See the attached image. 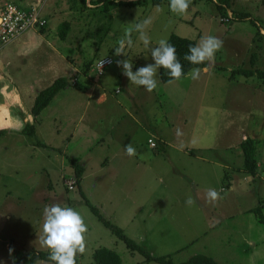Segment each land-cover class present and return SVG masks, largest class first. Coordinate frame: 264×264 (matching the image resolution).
<instances>
[{"label": "rangeland", "instance_id": "374dc122", "mask_svg": "<svg viewBox=\"0 0 264 264\" xmlns=\"http://www.w3.org/2000/svg\"><path fill=\"white\" fill-rule=\"evenodd\" d=\"M230 1L227 17H221L215 5L199 0H191L184 15L170 12L169 0L112 5L107 12L89 0L86 8L73 0H0V8L40 3L47 21L43 34L21 37L33 35L32 44L15 42L0 52V264H13L10 248L48 252L39 236L44 207L55 203L76 209L87 224L78 264H94L99 248L116 252L121 264H158L131 252L86 201L153 257L169 256L175 264L196 255L219 264H264V227L252 212L260 206L264 216V83L230 78L233 69L251 68L253 53L255 67L264 70V0ZM231 11L246 18L229 21ZM146 19L150 47L171 34L196 44L208 35L222 40L210 70L197 80L188 74L167 84L158 69L156 99H149L116 63L128 59L133 72L154 64L138 33H132L134 46L124 49L125 56L114 54L126 29ZM63 22L70 28L62 39ZM19 43L24 50L15 53ZM106 56L113 63L97 76L93 64ZM59 77L69 86L34 119L33 97ZM26 124L34 125V136L21 133ZM149 137L156 148L149 147ZM246 138L256 141L255 177L242 168L239 143ZM129 143L151 164H124ZM71 161L84 169L73 190ZM228 162L230 168H223ZM209 188L220 193L215 204L206 200Z\"/></svg>", "mask_w": 264, "mask_h": 264}, {"label": "clouds", "instance_id": "9594fccd", "mask_svg": "<svg viewBox=\"0 0 264 264\" xmlns=\"http://www.w3.org/2000/svg\"><path fill=\"white\" fill-rule=\"evenodd\" d=\"M87 3V0H86ZM191 0H169V11L184 15L189 10ZM158 11H163L160 5L156 6ZM150 23L149 20H144L141 23L131 24L126 29L124 36L118 41L116 47V56H125L124 49L132 48L134 42L132 33H138V39L143 46L151 53V58L154 64L138 68L135 72L132 71L133 64L128 59L117 60V66L123 70V75L127 79L137 85L143 87L147 92H152L156 89L158 80V69L167 71L172 80H179L183 75V65L176 55L175 47L166 39H160L157 46L150 47L151 38L146 33V28ZM223 46V41L219 38L208 35L202 37L198 44L189 46L188 54L184 59L193 65H202L208 62L205 67H195L190 70L189 75L193 80L200 78L201 72L207 73L212 67L215 53ZM110 61H106L105 57L98 61L100 69L103 65ZM125 154L128 156L137 155L135 147L131 143L124 146ZM220 199V193L209 188L206 190V200L209 203L215 204ZM186 205L191 207L195 204V200L189 196ZM88 231L84 217L79 211L69 206H62L59 203L48 205L43 210V226L39 236L40 244L48 251L46 261L37 260L36 264H76L78 254H83L86 251V233ZM12 249H9L11 255Z\"/></svg>", "mask_w": 264, "mask_h": 264}, {"label": "trees", "instance_id": "16d2710c", "mask_svg": "<svg viewBox=\"0 0 264 264\" xmlns=\"http://www.w3.org/2000/svg\"><path fill=\"white\" fill-rule=\"evenodd\" d=\"M148 0H134V1H124V0H89V4L92 5V7L100 8L102 9V12H107L109 10V7L112 5H126V6H134V5H142V3H145ZM154 2V4H160L163 3L164 0H151ZM199 1H205L206 3H211L215 5V7L221 12V17H227L228 11L230 10V0H199ZM76 4H80L81 6L85 7L87 6L86 0H73V5L76 6ZM79 5V6H80ZM245 19L246 16H239L231 11V16L228 19L231 21V19ZM257 22L255 20H252V24L257 27ZM70 28V24L68 22H63L60 25V32L59 37L65 38L68 30ZM258 28V27H257ZM259 29V28H258ZM43 29H40V32H42ZM168 42L172 44L176 49V55L178 59L180 60L181 64L183 65V71L184 75L180 78L186 77L192 68L200 67L203 68L206 65H193L186 61L184 59V56L188 54L189 46L196 45L195 41L182 38L177 36L176 34H171L168 37ZM257 60V55L253 53L250 56V65L251 68H243L238 67L236 69H233L230 73V78H234L236 75H241L244 78H252L255 77L262 83H264V70L256 68L255 63ZM89 65H87V68ZM159 78L162 83H169L175 80H172L167 71L163 69H159ZM68 84V80L65 77H59L54 82L48 86L47 88L41 90L36 95L33 105L31 107V115L34 117H38L40 113L49 106L50 102L53 100V98L62 90H64ZM5 133L3 130H0V134ZM22 134L28 135V136H34L35 135V127L34 125L26 124L22 131ZM42 146V145H41ZM46 146V145H45ZM242 158H243V171L252 177H255L258 171V161L256 160V141L250 138H246L242 140L239 143ZM44 147V145H43ZM71 166L74 169V175L76 179V186L79 185L80 179L83 175L84 169L81 165H78L76 162L71 161ZM87 206L90 208L91 212L97 217V219L102 223L104 227L110 230V232L115 235L119 240H121L126 247L131 252H138L140 255L144 257L146 261H155L158 264H175L172 262L171 258L169 256H161V257H153L148 251L139 245H137L132 239L128 238L122 231L121 228L115 226L111 222H109L104 216L100 214V212L93 206H91L86 201ZM252 212L255 214V216L258 219V222L263 225L264 227V216L261 212V207L258 206L252 210ZM12 254V262L13 264H36L37 260L46 261L48 258V252L44 251H32V252H19L13 250L11 252ZM92 259L94 264H121V260L119 255L109 249L106 248H99L95 250L92 254ZM49 263H52L49 261ZM76 264H78V260L76 259ZM179 264H219L210 257L204 256V255H196L190 258L188 261L184 263Z\"/></svg>", "mask_w": 264, "mask_h": 264}, {"label": "built area", "instance_id": "2783aa9c", "mask_svg": "<svg viewBox=\"0 0 264 264\" xmlns=\"http://www.w3.org/2000/svg\"><path fill=\"white\" fill-rule=\"evenodd\" d=\"M47 24L46 19L42 16V6L40 3L32 5L28 8H22L12 3H8L0 8V52L4 47L19 39L22 35L30 30L43 29ZM104 58V57H103ZM102 59V58H100ZM97 59L93 64L95 74L103 75L106 68L112 65L113 60L110 57H105L106 62L100 69ZM72 84L75 81L72 80ZM148 144L151 148H156V143L149 139ZM75 181L68 183V189L73 190Z\"/></svg>", "mask_w": 264, "mask_h": 264}, {"label": "crops", "instance_id": "0c3cea01", "mask_svg": "<svg viewBox=\"0 0 264 264\" xmlns=\"http://www.w3.org/2000/svg\"><path fill=\"white\" fill-rule=\"evenodd\" d=\"M32 6V5H31ZM22 8H28V6H23ZM42 16L46 19V16H44L43 14H42ZM54 17V16H53ZM45 28H46V26L43 28V31L42 32H40V30L38 31H35V30H32V31H28V32H26L24 35H28L29 33L31 34H37L36 32H38V33H41V34H43L44 33V31H45ZM24 35H22V36H24ZM21 36V37H22ZM21 37L19 38V39H17V40H15L14 42H12V43H15V42H22V46H25V47H27V45L28 44H32V41H33V39H34V37H33V35H30V36H28V37H26V39H24L23 41H21ZM12 43H10L9 45H11ZM20 44V46L19 47H15L14 48V51H15V53H18V52H20V51H23L24 49L23 48H21V43H19ZM9 45H7L6 47H4L3 48V50H5V48H7ZM2 50V51H3ZM107 57V56H106ZM184 78H189V75H187L186 77H184ZM184 78H182V79H184ZM169 83H171V82H169ZM168 84V83H167ZM50 86V85H49ZM14 88H16V84H15V87ZM13 87H12V89H14ZM47 88V87H46ZM138 88H140V89H142L143 90V92H147L143 87H141V86H138ZM9 90H11V89H9ZM118 91L119 90H115V94H118ZM28 93H30V96H29V98H32L33 96H34V93H32L31 91L30 92H28ZM149 95L150 96V98L149 99H152L151 98V94H153V96H155V98L154 99H156V95H157V93L155 92V90H153L152 92H147V93H145V95ZM7 95V94H6ZM11 94H9V96H10ZM36 97V96H35ZM35 97H33V102H34V99H35ZM153 99V100H154ZM105 100H106V95L105 94H100V96L98 97V101H99V103L101 104V103H103V102H105ZM20 102V99L16 96V98L14 97V102ZM22 102V101H21ZM33 104V103H32ZM6 117V116H5ZM5 117H3V118H5ZM27 118V117H26ZM28 119V118H27ZM1 125H3V124H1ZM1 127V126H0ZM35 132H36V130H35ZM149 139H150V137H149ZM148 139V140H149ZM72 140V139H71ZM150 147V146H149ZM185 152H186V150H185ZM190 154V153H189ZM190 155H192V154H190ZM239 156V155H238ZM127 157H128V160H126V162H124V164H126V165H129V164H127V163H130V164H133V165H135L136 167H138L139 165H140V163H141V165L143 166V167H147V164L148 163H150V161L148 160V162H147V159L145 160V158L142 156V155H140L138 152H137V155H135V156H128L127 155ZM139 157H142L143 159H141V158H139ZM155 158H157V157H155ZM195 159H199V160H201L203 163H206L208 160L204 157V156H201V155H195V157H194ZM151 164V163H150ZM229 164V165H228ZM228 164L226 165V164H223L222 165V167L223 168H230V162H228ZM152 165L153 166H155V165H159V164H156V161H154L153 163H152ZM242 165H243V163H242ZM258 168H259V164H258ZM258 172V171H257ZM84 173V172H83Z\"/></svg>", "mask_w": 264, "mask_h": 264}]
</instances>
